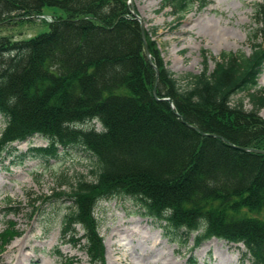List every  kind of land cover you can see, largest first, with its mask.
Wrapping results in <instances>:
<instances>
[{
  "label": "trees",
  "instance_id": "16d2710c",
  "mask_svg": "<svg viewBox=\"0 0 264 264\" xmlns=\"http://www.w3.org/2000/svg\"><path fill=\"white\" fill-rule=\"evenodd\" d=\"M127 2L0 0V24L52 10L47 31L19 41L0 36V155L34 135L48 142L30 149L40 157L57 158L61 148L73 146L91 155V180L65 181L59 187L69 191L52 193L70 201L61 242L80 244L89 264H105L94 209L114 196L134 200L141 215L164 223L180 242L196 233L192 249L223 239L242 244L251 264H264V222L241 212L264 209V154L231 145L264 150V89L257 88L264 0L253 3L251 54L222 52L210 69L203 53L198 73L169 70L145 31L159 99L152 95L155 71L144 54L140 23ZM207 3L160 0L159 10L168 7L181 20ZM20 210L19 203H8L5 215ZM21 235L8 219L0 247Z\"/></svg>",
  "mask_w": 264,
  "mask_h": 264
},
{
  "label": "rangeland",
  "instance_id": "374dc122",
  "mask_svg": "<svg viewBox=\"0 0 264 264\" xmlns=\"http://www.w3.org/2000/svg\"><path fill=\"white\" fill-rule=\"evenodd\" d=\"M256 1L259 0H208L201 10L194 6L181 20L174 19L168 7L159 10L160 0H132V4L142 19L144 34L146 31L148 40L154 42L166 67L180 75L200 72L203 53L210 69L213 59L222 52L250 55V39L257 27L253 20ZM45 13L44 17L0 24V36L19 41L47 31L52 10L46 9ZM257 88L264 89V66ZM260 116L264 118V107ZM4 126L0 116V132ZM95 127L100 128L99 124ZM47 144L46 139L34 135L12 143L0 155V233L8 219L22 232L0 247V264H69L66 258L72 264H89L80 244L61 242V217L68 211L70 201L55 199L52 193L69 191L65 184L59 187L65 181L78 177L91 180L94 159L75 146L61 148L57 158H43L30 150ZM8 203H19L21 210L5 215ZM241 212L264 222V209ZM94 216L103 238L105 264H251L240 243L211 238L192 249L196 233L186 243L174 239L161 226L164 223L141 215L135 201L126 196L99 201ZM76 228L81 235L79 226Z\"/></svg>",
  "mask_w": 264,
  "mask_h": 264
},
{
  "label": "water",
  "instance_id": "95a60500",
  "mask_svg": "<svg viewBox=\"0 0 264 264\" xmlns=\"http://www.w3.org/2000/svg\"><path fill=\"white\" fill-rule=\"evenodd\" d=\"M128 3L130 4V13L132 15V17L137 20L139 23H140V37H141V40H142V44H143V50H144V54H145V57L148 61V63L152 66V68L154 69L155 71V82H154V87L152 89V95L156 98V99H159L156 95V87H157V68L156 66L152 63V60H151V56H150V52H149V49H148V46H147V42H146V38H145V34H144V25H143V22H142V19L137 15V13L135 12V9H134V6L132 4V0H128ZM161 100H164V101H167L169 103V106L171 109H173V104H172V101L168 98V97H164V98H161ZM177 114V113H176ZM178 115V114H177ZM179 116V115H178ZM181 121L187 125L188 127H191L192 129L194 130H198L195 126H192L190 124H188L183 118L182 116H179ZM203 135H210V136H215L214 134H209V133H203L201 132ZM226 141V140H225ZM227 142V141H226ZM233 147L239 149V150H243V151H252V152H257V153H262L264 154V150H259V149H254V148H249V147H243V146H235L233 144H231Z\"/></svg>",
  "mask_w": 264,
  "mask_h": 264
}]
</instances>
